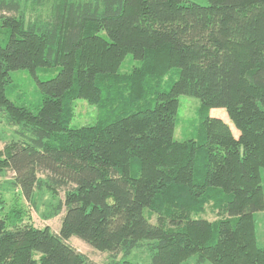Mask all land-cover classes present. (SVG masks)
<instances>
[{
  "label": "trees",
  "instance_id": "16d2710c",
  "mask_svg": "<svg viewBox=\"0 0 264 264\" xmlns=\"http://www.w3.org/2000/svg\"><path fill=\"white\" fill-rule=\"evenodd\" d=\"M208 1L54 0L48 19L29 20L44 0H0V115L20 127L0 175L27 201L51 191L49 216L61 215L57 232L0 216V264H97L73 237L113 264L142 246L152 264H264V0ZM129 54L139 65L121 73ZM19 70L38 81L36 112L7 96ZM181 95L202 102L185 141L174 137ZM77 99L98 107L95 124L70 126Z\"/></svg>",
  "mask_w": 264,
  "mask_h": 264
},
{
  "label": "rangeland",
  "instance_id": "374dc122",
  "mask_svg": "<svg viewBox=\"0 0 264 264\" xmlns=\"http://www.w3.org/2000/svg\"><path fill=\"white\" fill-rule=\"evenodd\" d=\"M54 0H44L41 6H33V3H29L27 7V15L29 20H46L50 16L51 6ZM189 3H198L200 5H209L208 0H187ZM9 29L0 28V41L5 44L8 41ZM139 65V62L134 59L132 54H129L123 62L120 72H131L135 66ZM59 72V67H53L47 70L38 69L36 77L40 80H47L54 77ZM170 77H172L170 79ZM11 79L7 90V96L18 106H25L32 111H37L42 102L43 95L39 89L37 79L32 75L29 70H19L11 73ZM178 79L177 70L172 74L170 73L164 78V82L176 81ZM180 107L178 113L177 124L175 128L174 137L178 141H185L189 139L197 138L199 127L201 124L200 108L202 102L199 98L191 97L188 95H181L179 98ZM74 117L70 124L71 127L85 126L95 124L99 118L100 111L97 106L91 105L85 99H77L73 103ZM1 114V111H0ZM209 115L212 117H219L224 119L232 128L235 135H238L239 131L235 127L234 123L230 120L227 110L225 108H214L209 111ZM20 127L12 126L8 124L5 116L0 115V149L4 147V144L8 141L17 138L16 131ZM14 180V174L10 171H6L4 175H0V185L2 190L0 191V216H9L11 221H15L16 225L20 224H33L36 227L49 226L54 231H59L61 227V215L49 216L53 212L52 204L57 202V199L53 193L49 190H44L38 193L33 201H27L18 192L16 188L11 186V182ZM64 194L61 193L59 198H63ZM2 208V209H1ZM19 211V216L16 217V212ZM216 214L212 210L208 209L205 217L209 220H215ZM151 221L156 223L157 217L153 216ZM257 223L259 225V240L264 246V212L257 216ZM70 243L76 247L79 251L89 256L91 260H94L97 264H113L107 252H101L84 241L73 237ZM152 252L146 246L134 250L131 254L125 257V259L132 262V264H152L151 260ZM121 258L124 255H120ZM186 264H199L197 257L193 256ZM203 264H211V262H205Z\"/></svg>",
  "mask_w": 264,
  "mask_h": 264
}]
</instances>
